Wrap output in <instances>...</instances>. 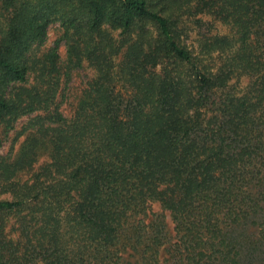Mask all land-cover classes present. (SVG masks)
I'll return each mask as SVG.
<instances>
[{
	"label": "trees",
	"instance_id": "16d2710c",
	"mask_svg": "<svg viewBox=\"0 0 264 264\" xmlns=\"http://www.w3.org/2000/svg\"><path fill=\"white\" fill-rule=\"evenodd\" d=\"M186 12L232 32L193 53L178 40ZM54 23L65 77L83 54L95 69L70 117L57 47L40 53ZM110 30L127 43L122 83ZM235 74L250 77L240 95ZM34 112L57 177L0 199V264H122L128 251L166 264L164 250L176 264H264V0H0V120Z\"/></svg>",
	"mask_w": 264,
	"mask_h": 264
},
{
	"label": "rangeland",
	"instance_id": "374dc122",
	"mask_svg": "<svg viewBox=\"0 0 264 264\" xmlns=\"http://www.w3.org/2000/svg\"><path fill=\"white\" fill-rule=\"evenodd\" d=\"M192 13L193 12L188 15V12H186L181 15L179 19L180 22L178 23V40L181 44L189 47L193 53H198L200 51L199 42L202 41L205 35L231 34L232 30L230 26L213 19L212 16ZM197 18H200L201 22H195ZM118 33L119 30H110L108 32L109 38H111L115 47L122 45L118 50L114 48V55H111V71L118 74L115 79L122 83V79L119 78L123 76L119 75L123 74L121 69L127 43L120 38ZM63 34V30L58 23L51 24L47 29L46 40L40 48V53H43L51 47H57L59 61L62 62L60 63L61 70L64 74L66 71L64 63L67 53ZM63 74L61 76L60 96L62 97V95H64L65 98H63L61 110L65 116L70 117L76 102L81 97L82 91L87 86V82L95 75V69L83 54L81 64L75 69L70 70L67 78L65 74ZM249 81L250 77L248 75L235 74L229 82L230 93L240 95ZM36 115L37 112H34L20 117L17 116L12 121L8 120V118L0 120V199H12L13 193L10 188L13 186L21 188L33 184L38 187L41 180L47 183L51 182L54 177H57V175H54L53 168L48 167L50 155L49 143L47 140L52 130L48 129L44 131V133H40L37 127H31V121ZM33 137L37 138V143L32 149L33 151L31 157L27 160L28 162L15 170L11 168L6 170L4 165L14 163V161L30 146V141ZM43 168H46L47 171H42ZM6 171L7 173H5ZM38 175L40 178L37 180ZM150 208L152 214H149L148 217H163L168 236L173 240V222L170 218L169 211L165 210L158 202L151 203ZM10 222L11 220L8 219L7 223ZM123 256L122 264H137L136 257L130 255L129 251L125 252ZM161 258L166 261V264H176L170 260V255L165 250L162 251Z\"/></svg>",
	"mask_w": 264,
	"mask_h": 264
}]
</instances>
